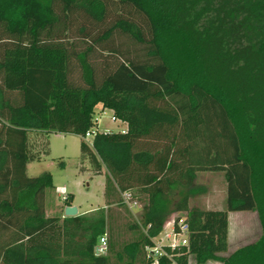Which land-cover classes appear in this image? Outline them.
Here are the masks:
<instances>
[{"label":"trees","instance_id":"16d2710c","mask_svg":"<svg viewBox=\"0 0 264 264\" xmlns=\"http://www.w3.org/2000/svg\"><path fill=\"white\" fill-rule=\"evenodd\" d=\"M116 1L140 15L148 39L126 20L99 38L77 29L83 43L66 38L74 17L101 25L104 0H0V264H111L107 209L65 217L69 195L48 217L53 177L27 175L49 155L51 133H93L82 158L106 170V205L119 194L126 206L124 193L141 205L140 239L116 251L118 262L150 264L144 247L177 215L188 239L168 250L177 264H264V0ZM115 33L141 54L115 47ZM99 105L124 132L97 130ZM31 132L43 140L36 151ZM198 173L224 175L225 210L190 207L205 192ZM239 212L257 214L261 235L225 256L229 213Z\"/></svg>","mask_w":264,"mask_h":264},{"label":"rangeland","instance_id":"374dc122","mask_svg":"<svg viewBox=\"0 0 264 264\" xmlns=\"http://www.w3.org/2000/svg\"><path fill=\"white\" fill-rule=\"evenodd\" d=\"M107 4L106 19L101 25H93L90 20L80 16L74 17L73 28L66 35V38L75 40L76 43H83L79 40L78 31L86 27L91 33L101 37L103 33L114 26L120 20L135 23L143 32L145 39L149 38L147 26L143 19L131 7L125 6L116 0H104ZM115 47H119L123 52L130 55L141 54L142 46L133 43L121 33H115L111 38ZM104 57L108 55L103 53ZM97 61L103 58L100 54H95ZM95 120L97 130L103 132H119L122 130V123L115 121L113 113L109 110H102L99 105L96 108ZM31 148L40 149L43 143L41 136L36 132L29 134ZM45 139V138H43ZM49 143V155H43L40 162L29 164L27 175L30 178L38 177L44 173H50L53 177L54 190L48 192L45 200L46 215L48 217L60 216L64 210V200L69 195L74 196L73 207L78 209L79 214L89 213L101 208L107 209L109 241L113 243V253H111V264H123L115 258V253L123 245L140 239L141 227L133 228L134 225L141 224V205L130 208L121 204V195L113 196L112 205L109 207L104 198L106 185V170L103 175H96L88 160H83L81 143H91L92 138L83 140L76 135H64L51 133L47 137ZM196 185L205 189L203 195H199L190 203V207H197L206 210H225L226 204V183L222 173H200ZM170 218L161 232V237L171 233L172 221ZM261 235L260 223L255 212L229 213V249L225 256L234 253L236 250L256 242ZM145 248V247H144ZM136 264H141L137 262ZM190 264H195L191 260Z\"/></svg>","mask_w":264,"mask_h":264},{"label":"built area","instance_id":"2783aa9c","mask_svg":"<svg viewBox=\"0 0 264 264\" xmlns=\"http://www.w3.org/2000/svg\"><path fill=\"white\" fill-rule=\"evenodd\" d=\"M115 121H118L115 119ZM124 132V130H122ZM93 133H88L86 139L91 138ZM123 203L130 208L138 207L139 204L134 201L129 193L122 195ZM165 228V227H164ZM163 231V230H162ZM188 245L187 239V226L181 221L177 227L172 221L171 233L161 237V233L152 239V245H147L144 248L146 259L150 264H162V259L167 258L171 263L177 264L173 260V255L170 252L175 251L177 248ZM99 255H104L107 251V238L103 236L100 239L99 246L96 248ZM170 250V252L168 251Z\"/></svg>","mask_w":264,"mask_h":264},{"label":"water","instance_id":"95a60500","mask_svg":"<svg viewBox=\"0 0 264 264\" xmlns=\"http://www.w3.org/2000/svg\"><path fill=\"white\" fill-rule=\"evenodd\" d=\"M78 215V209L76 207H66L64 210V216L65 217H75ZM96 255H99L98 250H96Z\"/></svg>","mask_w":264,"mask_h":264},{"label":"crops","instance_id":"0c3cea01","mask_svg":"<svg viewBox=\"0 0 264 264\" xmlns=\"http://www.w3.org/2000/svg\"><path fill=\"white\" fill-rule=\"evenodd\" d=\"M125 129H126V125L122 123V130H125ZM104 170H105V169L102 170L101 175H103ZM106 174H107V173H106ZM199 174H200V173L197 174V178H198V175H199ZM106 176H107V175H106ZM197 178H196V181H197ZM198 186H199V185H198ZM204 193H205V192H204ZM204 193H203V194H204ZM203 194H201V195H203ZM198 196H199V195H198ZM198 196H196V197H198ZM196 197H195V198H196ZM195 198H194V199H195ZM73 201H74V200H73ZM72 206H73V202H72ZM105 208H106V207H105ZM78 214H79V213H78ZM84 214H86V213H84ZM174 216H177V215H174ZM170 218L172 219V218H174V217L171 216ZM169 221H170V220H169ZM206 264H220V263H217V262H208V263H206Z\"/></svg>","mask_w":264,"mask_h":264}]
</instances>
